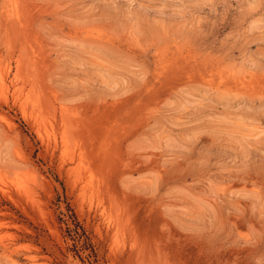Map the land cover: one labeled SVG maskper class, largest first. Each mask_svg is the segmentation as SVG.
Returning <instances> with one entry per match:
<instances>
[{"label":"rangeland","instance_id":"1","mask_svg":"<svg viewBox=\"0 0 264 264\" xmlns=\"http://www.w3.org/2000/svg\"><path fill=\"white\" fill-rule=\"evenodd\" d=\"M0 264H264V0H0Z\"/></svg>","mask_w":264,"mask_h":264},{"label":"bare ground","instance_id":"2","mask_svg":"<svg viewBox=\"0 0 264 264\" xmlns=\"http://www.w3.org/2000/svg\"><path fill=\"white\" fill-rule=\"evenodd\" d=\"M21 108V107H20ZM32 116V115H31ZM32 118V117H31ZM64 157V156H63ZM64 161V160H63ZM70 173V172H69ZM77 182V181H76ZM83 192V191H82ZM79 194V193H78ZM81 200V199H80ZM110 214V213H109ZM121 219V218H120ZM119 228V227H118ZM127 228V227H126ZM122 229V228H121ZM118 230V229H117ZM133 234V233H132ZM116 239V238H115ZM136 241V240H135ZM114 244V243H113ZM130 244V243H129ZM108 246V245H107ZM130 246V245H129ZM120 248V247H119ZM140 250V249H139Z\"/></svg>","mask_w":264,"mask_h":264}]
</instances>
